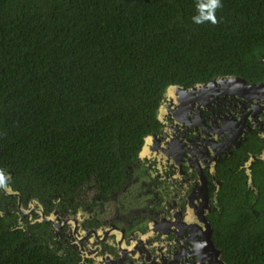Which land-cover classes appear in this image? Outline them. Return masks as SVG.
<instances>
[{"label": "trees", "instance_id": "obj_1", "mask_svg": "<svg viewBox=\"0 0 264 264\" xmlns=\"http://www.w3.org/2000/svg\"><path fill=\"white\" fill-rule=\"evenodd\" d=\"M204 2L0 0V208L16 197L4 193L5 176L22 201L47 208L90 181L116 190L146 139L162 133L171 85L264 81V0H219L215 22L198 19ZM237 195L222 185L229 218L215 240L235 264H264L262 215L248 230ZM25 235L0 218V264L66 263Z\"/></svg>", "mask_w": 264, "mask_h": 264}, {"label": "flooded vegetation", "instance_id": "obj_2", "mask_svg": "<svg viewBox=\"0 0 264 264\" xmlns=\"http://www.w3.org/2000/svg\"><path fill=\"white\" fill-rule=\"evenodd\" d=\"M242 101L214 108L219 123L212 125L214 119L208 117L206 126L188 128L176 149L150 142L116 190L87 182L70 194H57L53 208L27 206L29 200L21 199L22 206L17 196L15 203L1 197L5 206L0 218L8 229L39 240L65 264H235L215 240L229 218L219 199L223 184L230 182L236 195L243 194L231 202L245 208L247 229L250 219L260 214L264 229V100ZM223 116L230 122L222 124ZM230 137L240 139L239 146L232 145L230 154L224 150L212 168L213 147ZM248 142L251 147L261 143V148L251 151L244 145ZM242 146L245 157L236 154ZM233 154V166L222 170L220 162ZM86 185L91 195L81 199L79 192ZM209 228L213 247L207 242Z\"/></svg>", "mask_w": 264, "mask_h": 264}, {"label": "water", "instance_id": "obj_3", "mask_svg": "<svg viewBox=\"0 0 264 264\" xmlns=\"http://www.w3.org/2000/svg\"><path fill=\"white\" fill-rule=\"evenodd\" d=\"M264 61V58H261ZM232 97V98H231ZM264 100V81L261 82H248L240 76H220L216 79L198 83L192 87H182L178 85H171L166 93V97L163 100L159 109V119L162 123L168 125L165 129V133L150 135L140 152V156L144 155L147 146L150 142H156L167 145L169 148L176 149L181 143L184 134L188 128H197L200 125H207L208 117H212L214 120L212 125L219 123V116L212 112L214 108L227 109L225 104L230 103L232 105H242V100L245 101H258ZM211 112L213 114H211ZM222 124L230 122V119L226 116L221 118ZM190 129V130H191ZM217 135L221 134V128H217L215 131ZM230 135V134H229ZM237 137V136H236ZM211 141L207 142L210 143ZM195 144L196 141H192ZM240 139H233L230 137L226 142L222 143L219 147H213L215 152V158L212 164V168L216 167L219 157L224 150L230 154L229 150L232 145L238 147ZM245 166H248L247 164ZM2 171V170H0ZM8 176L2 180V188L5 194H11L18 197V202L22 205L20 194L14 190L11 185L7 183ZM37 204L41 205L34 199L29 201L27 206ZM23 206V205H22ZM207 241L211 247L213 243L210 237V228L207 233ZM222 264H224L222 262Z\"/></svg>", "mask_w": 264, "mask_h": 264}, {"label": "clouds", "instance_id": "obj_4", "mask_svg": "<svg viewBox=\"0 0 264 264\" xmlns=\"http://www.w3.org/2000/svg\"><path fill=\"white\" fill-rule=\"evenodd\" d=\"M219 0H205L204 3H201L199 5L201 12L203 13L204 9H207V13L202 15L201 17H198V19L203 20V19H210L212 22H215V9L219 7Z\"/></svg>", "mask_w": 264, "mask_h": 264}, {"label": "rangeland", "instance_id": "obj_5", "mask_svg": "<svg viewBox=\"0 0 264 264\" xmlns=\"http://www.w3.org/2000/svg\"><path fill=\"white\" fill-rule=\"evenodd\" d=\"M93 183V181H90V185ZM91 190L89 189L88 185L82 188L81 192H79V197L81 199H86L91 195Z\"/></svg>", "mask_w": 264, "mask_h": 264}]
</instances>
